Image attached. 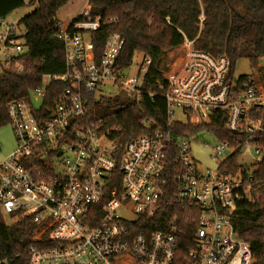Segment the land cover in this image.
Wrapping results in <instances>:
<instances>
[{
	"label": "built area",
	"instance_id": "built-area-1",
	"mask_svg": "<svg viewBox=\"0 0 264 264\" xmlns=\"http://www.w3.org/2000/svg\"><path fill=\"white\" fill-rule=\"evenodd\" d=\"M101 26L89 8L61 24L65 73L44 76L29 101L7 106L17 146L0 163V213L12 223L29 218L35 228L25 264H253L251 245L233 221L241 205L262 195L256 175L264 160V59L252 75L231 77L226 57L198 51L185 39L179 63L165 71L163 83L156 81L169 126L210 124L219 116L232 136L207 133L215 139V168L205 169L189 142L200 134L157 130L121 145L119 127L89 120L85 93L134 102L158 95L145 90L151 58L140 56L137 74L119 67V34L107 36L95 60L91 36ZM21 29L9 17L0 19V76L24 72ZM51 82L68 86L48 109ZM178 112L184 122L175 119ZM246 152L254 156L249 167L238 163ZM162 213H168L166 230L140 229ZM180 218L193 227L185 250Z\"/></svg>",
	"mask_w": 264,
	"mask_h": 264
},
{
	"label": "trees",
	"instance_id": "trees-1",
	"mask_svg": "<svg viewBox=\"0 0 264 264\" xmlns=\"http://www.w3.org/2000/svg\"><path fill=\"white\" fill-rule=\"evenodd\" d=\"M69 0H32L33 13L18 23L24 29V72H6L0 76V128L9 123L7 106L14 101L27 100L42 87L44 76L65 73L64 47L58 38L62 24L58 11ZM24 0H0V19L8 18L15 11L25 8ZM93 19H101V30L92 34L95 60L102 55L105 40L110 33L119 34L124 46L118 58L122 70L129 69L137 56L152 59L146 77L147 94L140 102L124 97L105 98L84 94L90 109V121L103 122L106 129L119 127L120 144L157 130L169 131L179 136L214 134L220 140H231L224 129V122L214 116L210 124L184 125L179 122L169 126L166 102L156 81L164 82L163 64L171 53L178 55L184 40L194 41L196 50L215 58L226 57L230 74H236V64L247 60L251 67L264 59V0H88ZM204 21L201 24L200 18ZM117 21L109 22L110 19ZM66 83L51 82L47 89L45 108H52ZM264 141V137H263ZM264 143V142H263ZM256 180L261 183L259 201L243 204L237 211L233 226L237 235L252 248L253 264H264V160ZM168 213L158 215L153 222H140L146 233L166 230ZM178 223L181 246L190 245L193 227L190 220ZM34 226L29 218L8 224L0 213V261L25 264L27 249L31 244Z\"/></svg>",
	"mask_w": 264,
	"mask_h": 264
},
{
	"label": "rangeland",
	"instance_id": "rangeland-1",
	"mask_svg": "<svg viewBox=\"0 0 264 264\" xmlns=\"http://www.w3.org/2000/svg\"><path fill=\"white\" fill-rule=\"evenodd\" d=\"M24 1L27 6L21 10L12 13L9 17L10 21L19 22L22 18L34 12V10L36 9V5H29L32 0ZM84 9H88V0H69L67 5H65L58 11L57 18L63 25H66L68 24V22L72 21L78 14H80ZM21 32L23 34L25 33L23 28L21 29ZM179 56L180 50L178 52V55H176V53H171L169 55L168 59L165 60L163 64L165 71H170L174 63H179ZM140 61V56H137L132 66L130 67L129 73H138V64ZM252 74L253 72L251 65L247 60H242L236 64L237 77L250 76ZM175 119L180 122L185 121V118L179 112L176 113ZM189 142L196 160L203 166V168L214 169L215 164H213L210 159V146L215 143L214 137L210 134L202 133L196 137L191 138ZM205 145H207V147ZM16 146L17 142L12 126L10 123H7L0 128V163L11 156V154L15 151ZM238 163L243 167H249L252 163H254V156L251 153L246 152L240 156ZM5 220L8 224L12 223L10 222L9 218L5 217Z\"/></svg>",
	"mask_w": 264,
	"mask_h": 264
},
{
	"label": "water",
	"instance_id": "water-1",
	"mask_svg": "<svg viewBox=\"0 0 264 264\" xmlns=\"http://www.w3.org/2000/svg\"><path fill=\"white\" fill-rule=\"evenodd\" d=\"M60 155V154H59ZM8 264H12V262L11 261H8Z\"/></svg>",
	"mask_w": 264,
	"mask_h": 264
}]
</instances>
